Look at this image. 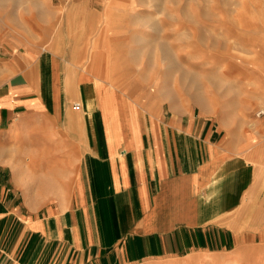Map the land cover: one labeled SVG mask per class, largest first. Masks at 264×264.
I'll return each instance as SVG.
<instances>
[{"label": "crops", "instance_id": "1", "mask_svg": "<svg viewBox=\"0 0 264 264\" xmlns=\"http://www.w3.org/2000/svg\"><path fill=\"white\" fill-rule=\"evenodd\" d=\"M44 55L36 88L21 73L0 85V123L29 125L44 114L64 122V136L75 141L69 140L63 156L36 164L39 181H52L53 192L67 194L33 202L25 193L32 168L18 172L0 165V264H139L198 252L223 255L254 237L252 231L235 232L232 218L244 204L257 203L264 212V155L251 150L246 129L231 120L220 123L214 109L199 107L192 116L184 104H169L159 115L125 117L129 103L120 102L118 88L108 93L107 85L115 110L103 124L93 82L77 83L69 71L67 78L54 77L57 58ZM92 100L95 110L87 111ZM246 212L234 217L264 228L256 224L260 215Z\"/></svg>", "mask_w": 264, "mask_h": 264}, {"label": "rangeland", "instance_id": "2", "mask_svg": "<svg viewBox=\"0 0 264 264\" xmlns=\"http://www.w3.org/2000/svg\"><path fill=\"white\" fill-rule=\"evenodd\" d=\"M48 50L57 56L54 77L67 78L71 72V79L87 70L84 62L93 52L108 67H120L119 77L109 82L121 89L120 102L129 103L125 117L166 113L169 104H184L193 116L210 105L220 123L231 120L246 129L251 150L264 155V115L258 116L264 111V0H0V85L21 73L36 88L33 79L43 70L38 59ZM47 71L52 76L50 67ZM78 105L73 110L80 111ZM16 123H0V165L11 164L18 172L32 168L34 180L25 192L31 201L63 200L67 192H53L52 181L38 180L42 172L37 174L36 162L63 156L75 138L64 136V122L49 114L29 124L47 133L20 129L24 124ZM252 123L259 127L253 129ZM76 141L80 145L81 136ZM259 208L244 204L234 214L239 219L247 210L258 214L256 224L261 225L264 212ZM234 214V231H252L254 237L242 238L226 254L198 252L139 264H207L216 257L264 264V228L249 227Z\"/></svg>", "mask_w": 264, "mask_h": 264}, {"label": "bare ground", "instance_id": "3", "mask_svg": "<svg viewBox=\"0 0 264 264\" xmlns=\"http://www.w3.org/2000/svg\"><path fill=\"white\" fill-rule=\"evenodd\" d=\"M45 42V41H44ZM44 52V51H43ZM51 53H53L51 50H48L46 52H44V56L45 58L49 59L50 58V55ZM47 54V55H46ZM49 54V55H48ZM54 57L57 58L56 54L53 53ZM44 58V57H43ZM43 60V59H42ZM48 61V60H47ZM55 61V60H54ZM18 62V61H17ZM49 62V61H48ZM57 63V62H56ZM86 64L89 63L88 65V69L86 70V68L83 70L80 69V73L77 75V80L79 83L80 81H85V80H89V81H92L93 84L95 85L94 87L97 89V92H98V98H99V102H100V111H99V115L102 117V121H106V119L108 120L109 117H110V114L113 113V111L115 110V105H114V102L113 101H108L107 102V98H110L111 94H112V90H114L115 88V84L111 83L114 79V77H119V68L120 67H117V65H113V66H107L106 64H104V60H102V55H100V53H92L90 56H88V58L85 60ZM44 65V63H43ZM42 65V66H43ZM48 66V65H47ZM105 66V67H104ZM45 67V66H43ZM85 67V65H84ZM48 68V67H47ZM45 69V68H44ZM48 70V69H47ZM31 73V72H30ZM33 73V72H32ZM29 74V73H28ZM43 74L45 75V73L43 72ZM104 77H101L103 76ZM33 77V76H32ZM47 77V75H46ZM51 78V76H48ZM47 77V78H48ZM81 78V79H80ZM105 78V79H104ZM80 79V80H79ZM51 80V79H50ZM45 81H48L49 80H46ZM71 81V80H70ZM74 81V80H73ZM72 81V83H73ZM111 81V82H109ZM116 81V80H115ZM118 82V81H117ZM71 83V84H72ZM68 84V82H67ZM66 84V85H67ZM106 85L109 86V91L108 93H111L109 94V97H108V93H106ZM114 85V86H113ZM83 86V85H82ZM70 88V86H69ZM121 90V89H120ZM123 90V89H122ZM74 91V90H73ZM72 92V91H71ZM75 93V92H74ZM85 94V93H84ZM72 95V94H71ZM70 95V96H71ZM75 96V95H74ZM66 97V96H65ZM72 97V96H71ZM76 97V96H75ZM49 98V97H48ZM67 98V97H66ZM51 99V98H50ZM52 100V99H51ZM66 100V99H65ZM49 101V99H48ZM80 101V100H79ZM47 103V102H46ZM70 104V103H69ZM86 110H95V103H93V100L92 102H88V104H86ZM50 109V108H49ZM65 109H67L65 107ZM71 109H72V106H71ZM203 110L207 109L209 111L213 110V106L211 107L210 105H205L203 108ZM57 111H59V107L56 108ZM69 110V109H68ZM77 110V109H76ZM75 111V110H74ZM69 112V111H68ZM78 112V111H77ZM72 113V112H71ZM66 115V114H65ZM76 117V116H75ZM84 117V116H83ZM71 118V117H70ZM85 121V120H84ZM257 123H252L251 126H256ZM29 126L31 125H28V123L22 125V126H19L20 128H28ZM19 127H16V128H19ZM76 130V129H75ZM74 130V131H75ZM32 136H36V135H32ZM86 137V136H85ZM37 138V137H35ZM30 142H35L36 140L34 139H28ZM125 149V148H124ZM119 150V149H118ZM128 150V149H127ZM125 152V151H124ZM120 153V152H119ZM55 174V173H54ZM54 180V179H53ZM54 182L50 183L49 185H53ZM57 185V184H56ZM58 186V185H57ZM60 189V188H59ZM201 197V196H200ZM96 211V210H95ZM104 211V210H103ZM83 213V212H82ZM97 213V212H96ZM109 213H110V210H109ZM91 214V213H90ZM104 214V213H103ZM93 215V214H92ZM91 215V216H92ZM93 217V216H92ZM101 218V217H100ZM104 219V218H103ZM98 220V219H97ZM102 224V223H101ZM102 226V225H101ZM240 261H234V260H229V261H223V259L219 258V257H216V258H213L211 259L207 264H240L239 263ZM182 264H189V263H182Z\"/></svg>", "mask_w": 264, "mask_h": 264}, {"label": "built area", "instance_id": "4", "mask_svg": "<svg viewBox=\"0 0 264 264\" xmlns=\"http://www.w3.org/2000/svg\"><path fill=\"white\" fill-rule=\"evenodd\" d=\"M76 109H80V106L79 105L76 106ZM263 115H264V111L263 110L258 112V116H263Z\"/></svg>", "mask_w": 264, "mask_h": 264}]
</instances>
